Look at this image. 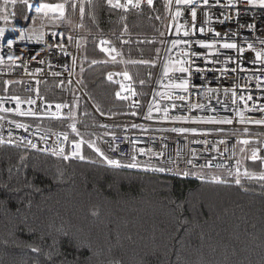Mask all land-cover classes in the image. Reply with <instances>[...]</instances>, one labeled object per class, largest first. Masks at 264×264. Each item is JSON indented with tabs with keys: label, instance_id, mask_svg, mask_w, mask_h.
I'll return each instance as SVG.
<instances>
[{
	"label": "trees",
	"instance_id": "16d2710c",
	"mask_svg": "<svg viewBox=\"0 0 264 264\" xmlns=\"http://www.w3.org/2000/svg\"><path fill=\"white\" fill-rule=\"evenodd\" d=\"M4 7L7 12L0 15L8 19L0 24L35 22L24 14L22 0L14 5L0 0ZM77 17L85 37L75 77L90 104L69 81L57 87L45 81L41 94L47 101L71 102L85 118L79 130L85 158L0 143V264H264L260 176H175L152 166L109 165L90 146L103 152L93 107L105 116L125 111L108 78L111 71L128 72L139 93L146 94L156 49L149 36L160 31L164 0L139 12L109 0H67L66 19ZM104 32L132 35L115 39V60L98 48L96 35ZM17 85L0 82V90L16 93ZM243 167L259 170L261 164L245 158Z\"/></svg>",
	"mask_w": 264,
	"mask_h": 264
},
{
	"label": "built area",
	"instance_id": "2783aa9c",
	"mask_svg": "<svg viewBox=\"0 0 264 264\" xmlns=\"http://www.w3.org/2000/svg\"><path fill=\"white\" fill-rule=\"evenodd\" d=\"M112 1L116 4V0ZM119 3L125 5L119 7L124 11L139 12L152 6L148 0H131V3L119 0ZM177 11L181 13L179 16ZM0 27L7 29L0 39L3 57L0 82H16L19 87L16 93L0 90V143L18 144L53 155H56L54 150L63 148V154L56 156L78 157L71 156V152L74 141L84 143L79 130L85 118L73 110L71 102L47 101L41 94L45 81H52L56 87L69 81L89 103L75 77L76 59L85 37L78 17L71 27L44 28L40 40L36 39L40 33L25 30V38L19 39L20 32L12 31L13 27L5 24ZM131 36L100 33L96 35L97 45L101 51L116 49L115 39ZM149 38L156 43V49L154 73L146 94L139 93L128 72L131 79L122 75L124 70L111 71L110 81L116 85V97L125 103V111L105 116L93 107L102 130L103 152L127 165L136 163L163 168L162 172L169 175L190 176L202 172L232 175L237 171L242 151L251 149L264 169V124L254 123L264 120V59L256 57V52L264 51L261 0H192L191 4L164 0L160 31ZM9 39L14 41L11 46L7 43ZM102 40L108 43L101 45ZM173 41L180 43L173 46ZM200 41L213 47H202ZM225 43L237 47L224 48ZM117 52L104 53L113 60L112 56L119 57ZM171 61L182 62L180 66L188 71H172L164 76L165 65ZM180 80L188 81L186 91L165 87ZM13 97H19L21 103L18 105ZM58 104L66 107L60 109V115L53 116ZM21 112L34 115H21ZM209 118L231 123L208 122ZM42 121H58L61 126ZM72 123L79 134L69 127ZM245 140L247 144L243 143ZM209 163L211 166H207ZM185 172L190 174L184 175Z\"/></svg>",
	"mask_w": 264,
	"mask_h": 264
},
{
	"label": "snow or ice",
	"instance_id": "6c2138e0",
	"mask_svg": "<svg viewBox=\"0 0 264 264\" xmlns=\"http://www.w3.org/2000/svg\"><path fill=\"white\" fill-rule=\"evenodd\" d=\"M111 2H112V0H109V3H111ZM128 2L131 3V0H128ZM152 2H153V0H148L149 4H152ZM177 2L178 3H184V4H191L192 0H177ZM205 2H207V0H205ZM8 3H11V4L14 5L16 3V0H5V5H7ZM24 3L27 5L29 10L32 9V5L28 4L27 0H24ZM66 4H67V0H65L64 3H44V2H41V3H39V4H37L35 6V12L38 15H41V16H44V17H50L53 20H65L66 19ZM261 4L264 5V0H261ZM115 6L116 7H125V5H121L119 3V0H116ZM72 7H73V9H75L76 5L73 4ZM80 11H81V14H83V6H81ZM0 12H5L6 13L7 12V7L0 8ZM180 14L181 13L179 11H177L176 15L179 16ZM192 16H193V19H195V10H193ZM0 19H3L5 21H7L8 15H0ZM25 19H27V17H25ZM33 19H35V17H33ZM6 30H7L6 28L0 27V39L4 38V34H5ZM11 30L20 32L19 39H24L25 38V30L23 28L17 29L15 27H13ZM177 30H179V28ZM187 34L188 33L185 32V35H187ZM217 35H219V33H217ZM28 38L31 39L32 36L29 35ZM42 38H43V33H40L39 35L36 36L37 40H40ZM69 39L71 40V37H69ZM7 43H8L9 46H11L14 43V41L9 39ZM107 43H108L107 41H103V40L101 41V45H104V44H107ZM178 43H180V41H173V46H175ZM199 43H200V45L202 47H205V48L213 47L212 44H207V43H205L203 41H200ZM223 47L224 48H235L237 46L234 43H225V44H223ZM251 47L252 46L249 45V48H251ZM102 51L110 54V53L116 52V49L115 48H102ZM116 55H119V53L117 52ZM256 57L258 59H264V51L256 52ZM111 58L113 60H115L116 56L114 55ZM2 62H3V57L0 56V63H2ZM13 63H15V62L13 61ZM93 63H97V61H93ZM133 63H135V62L133 61ZM141 63H148V61H141ZM181 64H182V62H180V61H171L168 65H165L164 76L167 77L169 75V73L172 72V71H178L180 73L187 72L188 69L186 67L180 66ZM122 75L126 79H131L127 72H124ZM108 78H109V80H111L112 79V75L109 74ZM141 83H143V81H141ZM165 87L170 88V89H182V90L186 91L187 88H188V81L187 80H180L179 82H170ZM117 95L119 96V93H117ZM249 98H251V97H249ZM13 99L16 100L18 105L21 103V100H20L19 97H13ZM124 99H127V97H124ZM169 99H170V97H169ZM29 103H34V101H29ZM63 107H66V105H60V104L56 105L57 112L52 113V115L53 116L60 115V109L63 108ZM194 107H201V105H194ZM17 111H19V109H17ZM150 111H151V108H150ZM165 111H167V110H165ZM20 114L21 115H34V113H31V112H27V113L21 112ZM70 116H71V113H70ZM174 119H183V117H176ZM208 122L231 123L230 120L215 121L212 118H209ZM241 122H244V118H243L242 114H241ZM254 123L264 124V120H256V121H254ZM17 127H25V126L24 125H17ZM69 127L72 129L73 132H76L77 134H79L75 123H72L71 125H69ZM134 127H135V125H134ZM174 131L186 132V131H189V129H174ZM191 131L194 132L195 129H191ZM64 139L65 140L68 139L67 134H64ZM82 143H83V141H80V142L74 141L73 142L74 150L71 152V156H73V157L78 156L80 159H84L85 158L83 156V154H82V151H81ZM89 143H90V146L94 147L95 151L98 152L109 165L120 166V161L119 160L110 159L109 157L104 155V153L101 151V149L99 147H96L94 143H92V142H89ZM243 143L247 144L248 141L245 140V141H243ZM32 146L35 147V145H32ZM63 152H64L63 148L59 149V151H55L54 150V154H56V155H62ZM64 158L68 159V156H65ZM257 158L258 157H257L256 153L254 152L253 155H252V159L255 160ZM133 159H135V158L133 157ZM189 163H191V161H189ZM127 166L128 167H138L139 165L136 164V163H132V164H129ZM207 166H211L210 163ZM218 167H219V165H218ZM157 170L158 171H165V169H163V168H160V169H157ZM183 174L184 175H189L190 173L185 172ZM237 175H239V168H237ZM245 175H254V174H250V173H248L246 171ZM213 179H219V178L218 177H213ZM260 179H264V174H261ZM236 183H240L239 178H237Z\"/></svg>",
	"mask_w": 264,
	"mask_h": 264
},
{
	"label": "rangeland",
	"instance_id": "374dc122",
	"mask_svg": "<svg viewBox=\"0 0 264 264\" xmlns=\"http://www.w3.org/2000/svg\"><path fill=\"white\" fill-rule=\"evenodd\" d=\"M22 1H24V0H22ZM41 2H44V3H64L65 0L60 1V2H47V1H42V0H27V3L32 5V9L29 10L27 5L25 4V9L23 12L25 15L31 16V18L35 17V22H33L31 24L24 25V26H12V27L23 28L24 30H28L32 33L38 34L46 27H71V26H73L75 19L74 20H68V19L53 20L50 17H44L41 15H38L35 12V6ZM252 155H253V152L251 149H246V150L242 151V153L240 154V157H239V161H238L239 162L238 163L239 175H237V171H236L234 174H232V176L237 177V176L245 175L246 171L250 174H254L252 176H261V174H264V169H263L261 163H260L261 167L259 170H247L243 167L244 159L249 158V159L253 160ZM255 160H258V159H255Z\"/></svg>",
	"mask_w": 264,
	"mask_h": 264
}]
</instances>
